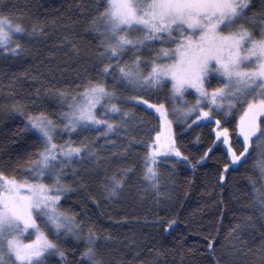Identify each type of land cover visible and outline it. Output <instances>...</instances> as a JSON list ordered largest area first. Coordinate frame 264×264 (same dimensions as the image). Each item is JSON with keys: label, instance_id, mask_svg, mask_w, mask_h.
<instances>
[{"label": "snow or ice", "instance_id": "snow-or-ice-1", "mask_svg": "<svg viewBox=\"0 0 264 264\" xmlns=\"http://www.w3.org/2000/svg\"><path fill=\"white\" fill-rule=\"evenodd\" d=\"M17 7L0 0V56L5 59H19L28 52L21 40L31 43L46 36L37 24L27 27L22 13L14 11ZM91 7L95 15L89 31L98 42L88 56L95 75L78 85L80 91L57 90L60 107L66 110L56 119L45 111L28 112L21 103L11 106L10 111L24 117L21 131L34 138L35 151L27 154V160L21 155L12 171L11 160L9 167H0V264H49L53 256L72 264L61 246L66 237L76 242L73 252L83 247L75 264H113L105 249L115 237L81 220L79 214L62 210V203L83 192L82 203L99 204L90 191V181L97 180L106 198L119 197L136 168L117 165L110 171L106 161L126 158L133 143L145 148L140 182L145 192L156 197L166 195L161 192L166 179L161 163L171 162L169 181L182 165L195 176L222 142L227 162L218 177L226 182L227 172L258 152L254 169L259 175L250 180L259 219L264 221V0H259V11L254 10L255 0H96ZM72 39L65 37L79 57L81 49ZM160 92L166 95L160 98ZM129 104L131 108L125 107ZM137 109L150 115L155 125L138 120ZM237 110L239 136L233 141L225 125ZM145 124L147 139L137 140L133 128ZM209 125L215 139L199 159L185 154L181 137ZM81 133H94L95 139L84 136L79 143L71 139ZM112 137H127L122 152L112 151L117 147ZM200 140L197 135L196 143ZM21 167L23 173L18 175ZM69 171L76 178L72 183L67 182ZM157 223L168 230L176 220ZM253 228L252 217L235 225L227 254L231 258H225L224 264H245L247 253L242 254L239 234ZM260 228L264 236V223ZM208 247L214 249L212 243ZM255 254L256 264H264V240Z\"/></svg>", "mask_w": 264, "mask_h": 264}, {"label": "trees", "instance_id": "trees-1", "mask_svg": "<svg viewBox=\"0 0 264 264\" xmlns=\"http://www.w3.org/2000/svg\"><path fill=\"white\" fill-rule=\"evenodd\" d=\"M4 2L18 6L14 11L22 13L23 23L27 27L37 24L46 33V36L31 43H26L27 38L21 40L28 49L22 58L5 59L0 56V167H9L11 160L13 163L9 171H12L15 161L20 160L21 155L27 160V154L34 152L35 148L31 143L34 138L21 131L24 117L10 111L11 106L21 103L28 112L45 111L56 119L60 111L65 110L60 107L57 90L80 91L82 89L78 85L95 75L91 71L92 62L88 53L95 52L98 41L94 38L95 34L89 31L90 19L95 15L91 6L96 0ZM255 3L257 7L254 10L259 11V0H255ZM66 36H71L72 42L81 49L79 57L74 55L71 44L65 41ZM144 54L150 55L148 50ZM108 82L111 85V78H108ZM121 94L129 93L121 91ZM165 95L166 92L159 93L160 98ZM192 98L189 97L190 100ZM125 107L131 108L132 105ZM136 115L138 120H151L152 125L156 123L150 115H145L143 109H137ZM237 117L238 112L225 125L229 127L233 141L237 139ZM147 126H134L131 134L137 140L147 139L143 130ZM197 135L201 137L199 144L196 143ZM84 136L95 139L94 133L73 135L71 139L79 143ZM63 138H69L67 133ZM213 139V126L209 125L194 128L186 137H181L180 143L185 154L199 159ZM103 143L101 140L100 144ZM127 144V137L117 139V147L112 151L122 152V145ZM225 148L222 142H218L212 158L202 162L203 167H198L195 176L189 166L182 165L178 166L169 181L167 176L172 171L171 162L161 163V171L166 178L161 192L166 195L156 197L154 192H145L140 182L145 148L142 144L133 143L128 148L126 158L118 156L115 160L106 161L111 165L110 171L117 165H134L136 168L119 197L106 198L98 180L90 181V191L94 192L99 204L86 201L85 209V203H82L85 195L77 192L64 200L62 210L79 214L81 220H87L103 229L105 235L115 237L105 249V255L112 259L113 264H216L218 260L224 264L225 258H231L227 254L233 246V228L242 220L252 217L254 228L239 236L243 244L242 254L247 253L243 257L245 264H256V249L264 240L260 228L264 221L259 219L260 212L250 180V177L259 175L254 169L258 152H254L238 168L227 172L226 182H219L218 170H222L227 162ZM101 155L106 153L102 152ZM22 173L23 167L18 175ZM75 179L69 171L67 182L72 183ZM255 187L259 188L260 183ZM172 219L176 220V224L168 230H165L164 224L157 223ZM209 243L214 245V249H209ZM61 246L66 248L68 259L75 264L83 247L73 252L76 242L71 237L62 238ZM49 264H63V261L53 256L49 258Z\"/></svg>", "mask_w": 264, "mask_h": 264}, {"label": "rangeland", "instance_id": "rangeland-1", "mask_svg": "<svg viewBox=\"0 0 264 264\" xmlns=\"http://www.w3.org/2000/svg\"><path fill=\"white\" fill-rule=\"evenodd\" d=\"M66 110V109H65ZM238 112V117H237V121H236V124L238 123V120H239V110H237ZM237 129V128H236ZM215 136V135H214ZM239 136V133H238V130H237V137ZM242 139V138H241Z\"/></svg>", "mask_w": 264, "mask_h": 264}]
</instances>
